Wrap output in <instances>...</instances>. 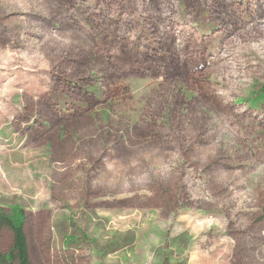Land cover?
Returning a JSON list of instances; mask_svg holds the SVG:
<instances>
[{
	"label": "rangeland",
	"instance_id": "1",
	"mask_svg": "<svg viewBox=\"0 0 264 264\" xmlns=\"http://www.w3.org/2000/svg\"><path fill=\"white\" fill-rule=\"evenodd\" d=\"M162 1L198 61L154 16L118 64L115 20L0 0V206L33 264H264V0Z\"/></svg>",
	"mask_w": 264,
	"mask_h": 264
},
{
	"label": "trees",
	"instance_id": "2",
	"mask_svg": "<svg viewBox=\"0 0 264 264\" xmlns=\"http://www.w3.org/2000/svg\"><path fill=\"white\" fill-rule=\"evenodd\" d=\"M68 1L69 5L73 6V9L72 12L67 13L65 17L66 26L73 25L75 29H78L75 24L77 23L78 18L83 15L92 18L98 26L103 24L107 26L108 22H112V19L113 21L115 20V23L118 25L115 37L118 44L115 46L109 44L107 47L103 45L99 48L103 51L112 52L109 55L108 62L110 63L116 62L119 64L121 62L119 58H123L129 53L131 44H136L138 40L140 41V33L137 30H131L129 28L130 23L132 21L136 22L138 17H141L144 21H151L149 18L152 16H154V20L160 22V25L155 29L157 31L160 30L163 34L166 33L167 39H169L170 43L175 42L176 38L179 39V51L183 56V59H187V62H196L199 59V54L196 53L197 51H200L199 43L194 44V39L186 38L185 31L180 28V25L182 24H180V22H174L173 16L170 15L173 8L172 2L164 5L162 0H151V3H146L144 0ZM236 1L238 0H234V2ZM150 6H153V12H148ZM130 13L133 15L132 18H130ZM154 22L155 21H153V23ZM72 36L71 32L67 33L65 30H61L60 32H55V34L49 38L53 39L54 48H57L59 54H61L63 49L72 47ZM139 50L145 52L144 49L139 48ZM228 52V57L237 63V70L241 74H247L245 69H242L244 67L243 62L236 59V50ZM112 54L114 58H112ZM218 60H222L219 55L218 58H216V61ZM258 99H264V92L258 97ZM252 101L257 102V99H253ZM223 107L227 111L232 110L229 101H226ZM215 145H217V143ZM3 232H7L11 235V244L6 250H0V264H33L30 258V250L25 232V210L22 207L17 205H14L11 208L0 206V233Z\"/></svg>",
	"mask_w": 264,
	"mask_h": 264
}]
</instances>
